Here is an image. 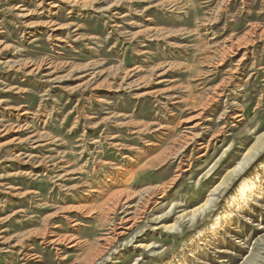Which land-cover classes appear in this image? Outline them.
<instances>
[{
    "label": "rangeland",
    "instance_id": "1",
    "mask_svg": "<svg viewBox=\"0 0 264 264\" xmlns=\"http://www.w3.org/2000/svg\"><path fill=\"white\" fill-rule=\"evenodd\" d=\"M0 264H264V0H0Z\"/></svg>",
    "mask_w": 264,
    "mask_h": 264
},
{
    "label": "bare ground",
    "instance_id": "2",
    "mask_svg": "<svg viewBox=\"0 0 264 264\" xmlns=\"http://www.w3.org/2000/svg\"><path fill=\"white\" fill-rule=\"evenodd\" d=\"M20 115H21V116H26V115H27V112H22V113H20ZM139 152H140V151H139ZM120 167H121V166H120ZM121 173H122V172H121ZM132 178H133V176H132ZM124 180H125V178H124ZM124 180H123V181H124ZM127 181H128V179H127ZM129 196H130V195H129Z\"/></svg>",
    "mask_w": 264,
    "mask_h": 264
}]
</instances>
